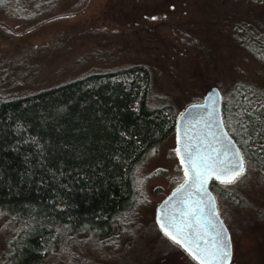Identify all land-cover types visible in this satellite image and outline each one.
<instances>
[{
    "label": "trees",
    "instance_id": "trees-1",
    "mask_svg": "<svg viewBox=\"0 0 264 264\" xmlns=\"http://www.w3.org/2000/svg\"><path fill=\"white\" fill-rule=\"evenodd\" d=\"M225 1L223 15L213 17L216 28L258 72L221 61L227 71L213 86L244 170L264 181V0ZM206 30L216 35L213 25ZM200 49L205 65L214 66L208 45ZM152 89V70L136 63L0 102V264H41L57 248L77 244L101 250L130 230L138 167L175 133L178 115L171 104L152 106ZM225 185L211 181L216 199L231 196Z\"/></svg>",
    "mask_w": 264,
    "mask_h": 264
},
{
    "label": "rangeland",
    "instance_id": "rangeland-1",
    "mask_svg": "<svg viewBox=\"0 0 264 264\" xmlns=\"http://www.w3.org/2000/svg\"><path fill=\"white\" fill-rule=\"evenodd\" d=\"M27 1L0 6V102L142 63L153 72L151 105L171 104L179 114L225 76L223 62H236L249 75L258 72L255 61L235 54L231 39L216 28L213 17L223 15L224 0ZM202 45H208L214 66L205 65ZM175 142L173 132L138 167L140 192L130 230L101 250L86 244L57 248L41 264H193L155 220L157 205L185 178ZM224 189L231 196L216 203L230 232V264H264V181L247 167ZM5 222L0 220V257Z\"/></svg>",
    "mask_w": 264,
    "mask_h": 264
},
{
    "label": "water",
    "instance_id": "water-1",
    "mask_svg": "<svg viewBox=\"0 0 264 264\" xmlns=\"http://www.w3.org/2000/svg\"><path fill=\"white\" fill-rule=\"evenodd\" d=\"M174 131L176 140L175 151L179 148L182 155L185 144H189L193 148H199L201 152L211 146L216 149L221 158H226L233 166L242 160L243 166L245 167L242 151L224 124L222 116V93L217 86H210L204 92L201 100L189 103L184 107L176 117ZM177 157L185 177V169L188 165L186 163H181V156ZM186 179L185 177L181 184L173 189L171 193L157 205L155 220L160 231L173 243L179 246L193 261L200 264L197 259L193 258V254L185 246L171 239L160 226L161 222L172 223V217H175L177 222L188 219L182 216V213L188 210V206L182 203L183 200L190 199L199 202L202 211L198 212L196 217H191L190 219H200V222L206 229V231L201 234L206 236L209 244L216 239V233L222 235L224 242L229 245L230 256L228 264H230L232 258L230 232L219 214L216 197L210 188L211 181H219L214 177H209L205 185L207 194H204V190L198 188H192L191 193L186 194L179 188L180 185L185 183ZM158 217L162 218L161 222H158ZM173 234L177 235L178 240L181 239L174 231Z\"/></svg>",
    "mask_w": 264,
    "mask_h": 264
},
{
    "label": "snow or ice",
    "instance_id": "snow-or-ice-1",
    "mask_svg": "<svg viewBox=\"0 0 264 264\" xmlns=\"http://www.w3.org/2000/svg\"><path fill=\"white\" fill-rule=\"evenodd\" d=\"M176 152L177 156H181V163L188 165L185 169L187 179L183 185L179 186L180 190L186 194H190L192 188L204 190V194H207L205 185L209 177H214L221 184H229L244 170L242 160L233 166L226 158H221L216 149L211 146L201 152L199 148L185 144L183 155L179 148ZM182 203L188 206V210L182 213V216L188 219L177 222L175 217H172V223H164L161 222L162 218L158 217V222H161L160 226L165 230V234L185 246L200 264H228L229 245L224 242L222 235L216 233V239L209 244L206 236L201 234L206 229L200 219H190L202 211L200 203L190 199H185ZM173 231L181 237L180 240Z\"/></svg>",
    "mask_w": 264,
    "mask_h": 264
}]
</instances>
